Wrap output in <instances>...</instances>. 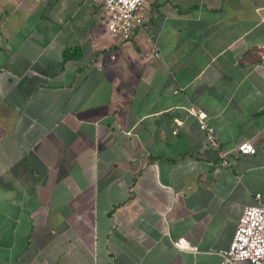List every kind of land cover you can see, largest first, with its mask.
Masks as SVG:
<instances>
[{
    "label": "crops",
    "instance_id": "crops-1",
    "mask_svg": "<svg viewBox=\"0 0 264 264\" xmlns=\"http://www.w3.org/2000/svg\"><path fill=\"white\" fill-rule=\"evenodd\" d=\"M146 9L120 42L93 0H0V264H220L264 200V0Z\"/></svg>",
    "mask_w": 264,
    "mask_h": 264
},
{
    "label": "built area",
    "instance_id": "built-area-1",
    "mask_svg": "<svg viewBox=\"0 0 264 264\" xmlns=\"http://www.w3.org/2000/svg\"><path fill=\"white\" fill-rule=\"evenodd\" d=\"M99 5L100 23L111 39L127 41L136 29L148 20L147 0H93ZM153 54L157 56L155 50ZM197 118L198 128L204 133L207 143L216 148L213 128L205 121L206 114L191 109ZM175 122L178 124L179 121ZM240 154H252L254 146L249 141H242L235 147ZM220 163L227 164V152H219ZM255 203L245 205L237 218L235 228L227 248L220 252V264H264V200L258 193Z\"/></svg>",
    "mask_w": 264,
    "mask_h": 264
},
{
    "label": "trees",
    "instance_id": "trees-1",
    "mask_svg": "<svg viewBox=\"0 0 264 264\" xmlns=\"http://www.w3.org/2000/svg\"><path fill=\"white\" fill-rule=\"evenodd\" d=\"M63 57H64V58H66V57H68V56H67V54H66V53H63Z\"/></svg>",
    "mask_w": 264,
    "mask_h": 264
}]
</instances>
